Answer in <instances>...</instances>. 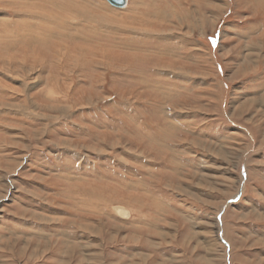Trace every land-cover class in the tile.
I'll list each match as a JSON object with an SVG mask.
<instances>
[{
  "label": "rangeland",
  "instance_id": "374dc122",
  "mask_svg": "<svg viewBox=\"0 0 264 264\" xmlns=\"http://www.w3.org/2000/svg\"><path fill=\"white\" fill-rule=\"evenodd\" d=\"M117 8L0 0V264H264V0Z\"/></svg>",
  "mask_w": 264,
  "mask_h": 264
},
{
  "label": "bare ground",
  "instance_id": "6f19581e",
  "mask_svg": "<svg viewBox=\"0 0 264 264\" xmlns=\"http://www.w3.org/2000/svg\"><path fill=\"white\" fill-rule=\"evenodd\" d=\"M46 3V2H45ZM47 3H49V2H47ZM37 5V4H36ZM37 7V6H36ZM39 7V6H38ZM147 7V11H144L145 13L142 15V17H140V19H144V20H146L145 18H147L149 15H150V10H149V8H151V6L150 5H147L146 6ZM152 7H153V5H152ZM41 8V7H40ZM32 9V8H31ZM117 9H119V8H117ZM151 17H157V18H160V20L161 19H164V17H167L164 13H162V12H160V11H155L152 15H151ZM148 20V19H147ZM48 25H50V26H52L53 25V21L50 19V18H48ZM162 21V20H161ZM148 22H150V21H148ZM147 22V23H148ZM16 23H18V22H16ZM93 23H95V20H93V22H92V24ZM33 26H34V24L33 23H31ZM19 25V24H18ZM18 27H20V30H19V36H18V38L16 37L15 39H17V42H18V44H19V42H21V44H22V48H23V50H27V51H30V50H34V46L31 44V42H29L30 41V38H32L33 40H37L38 39V32H37V30L39 29V30H41L42 28H40L39 27V25L37 26V28H32V27H29L28 28V22H25L24 23V25H21L20 24V26H18ZM11 29V28H10ZM41 32H43V30L41 31ZM31 33H33V34H37V35H32ZM18 34V33H17ZM43 34L46 36H43V37H45V38H51V37H53L54 36V33H53V31H52V29L51 28H49L46 32H43ZM42 35V34H41ZM60 35H62V34H60ZM14 41V40H13ZM15 42V41H14ZM9 49V48H8ZM36 49V48H35ZM117 211L120 213L119 215H121V216H125L126 215V212L121 208V209H117ZM260 255V254H259Z\"/></svg>",
  "mask_w": 264,
  "mask_h": 264
},
{
  "label": "water",
  "instance_id": "95a60500",
  "mask_svg": "<svg viewBox=\"0 0 264 264\" xmlns=\"http://www.w3.org/2000/svg\"><path fill=\"white\" fill-rule=\"evenodd\" d=\"M110 5L118 7V8H124L127 4V0H106Z\"/></svg>",
  "mask_w": 264,
  "mask_h": 264
}]
</instances>
